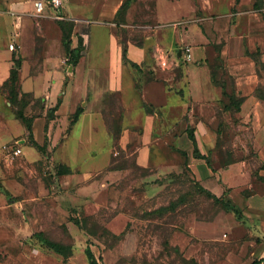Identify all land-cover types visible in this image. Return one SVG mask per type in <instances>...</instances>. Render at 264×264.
I'll list each match as a JSON object with an SVG mask.
<instances>
[{"label":"rangeland","instance_id":"1","mask_svg":"<svg viewBox=\"0 0 264 264\" xmlns=\"http://www.w3.org/2000/svg\"><path fill=\"white\" fill-rule=\"evenodd\" d=\"M133 1L117 18V31L126 41L128 57V41L138 38L139 45L147 47V58L139 62L141 68L127 64L145 114L138 121L140 125L133 123L134 128H129L134 131L133 138H121L120 134L116 142L106 129L94 128L99 124L93 113L80 119L64 142L66 150L80 148L81 159L96 165L105 163V167L87 175L76 170L78 174L63 177L57 173L60 163L52 159L49 137L43 139L42 121H36L34 131L39 143L46 145L45 151L32 146L33 136L16 117L9 100L10 63L13 53L21 52L17 38L24 33L28 36L33 26L27 28L31 22H14L12 16L19 13L5 0L2 6L0 3V10L10 16L2 19L0 15V264H88V248L100 264H251L254 260L264 264V143L253 125V99L238 91L225 52L231 22L240 12L251 9L248 13L259 25L256 19L264 20V0L260 9L253 7L252 0L221 16L204 12L198 0H190V4L188 0ZM180 1L186 2L189 10L177 9ZM173 2L176 7L168 8ZM28 15L34 18L38 39L26 50L30 72L35 73L44 39L38 22L52 16L45 11L38 14L35 8ZM11 17L10 27L7 20ZM200 32L205 38L198 37ZM91 33L92 45L82 66L91 63L104 68L108 29L92 24ZM54 37L46 46L55 52L60 49L66 56L65 43ZM194 48H203V56L195 58ZM67 55L63 56L65 71L71 63V55ZM246 55L255 61L262 77L260 91L254 95L264 101L259 95L264 92L263 50L247 49ZM255 58H259L258 63ZM22 71V81L28 86L25 66ZM53 75L59 76L55 70ZM85 75L80 73L77 78ZM112 91L116 90L103 93L102 110H114L116 114L111 116L122 126L127 127L132 118L136 122L135 112L132 116L124 107L119 91L111 98ZM233 96L236 101L242 99L239 108ZM91 97V92L77 90L75 108L61 118L65 131L60 134L56 127V140L65 138L75 109L87 105L84 100ZM45 104L41 110L32 101L25 112H40L37 116L49 130L52 119L47 101ZM200 119L206 126V141L196 133L199 147L211 162L204 159L205 167L190 165L184 150L190 144L189 151L195 157L188 128ZM16 147L22 148L18 155L12 151ZM139 147L147 151L142 158ZM24 153L37 158L25 162ZM201 186L217 198L208 196ZM230 200L243 212L244 220L230 210ZM46 241L62 243L72 254L66 257Z\"/></svg>","mask_w":264,"mask_h":264},{"label":"crops","instance_id":"2","mask_svg":"<svg viewBox=\"0 0 264 264\" xmlns=\"http://www.w3.org/2000/svg\"><path fill=\"white\" fill-rule=\"evenodd\" d=\"M132 2V0H63V4L61 8L58 10L63 15V18L56 17L55 14L57 12L56 7L54 6H47L45 8V12L50 14L52 16L51 20H45L43 22H38V31L41 33V36L44 37V39L40 42V45H42V50L37 53V57L39 60V68L37 69V72L31 73V62L27 55V48L28 46L35 45L37 40L36 39V26L34 21V18L30 15H28V12L33 10L35 8L34 2L35 0H5V2L9 3V5L15 10L16 13H19L18 17L12 16L14 19V22L17 20L19 23H30V25L27 28H30V26H33V29L28 31L27 35L20 34L18 39V42L21 46V52L17 53L22 58L21 67L19 68V83L23 91L27 92H33L35 96L43 97L44 104L45 101H47V107H52L56 104H58V108L56 109L54 115L56 117L52 118V121L49 124V130L46 128L47 125L43 122L42 117L36 116L33 119V139H35L39 143V139L35 136V123L37 120L42 121L43 123V139L44 137L48 138L51 141V147H52V159L55 163H60L59 168L57 169V173H59V176L63 177V174H71L76 175L79 172L76 170H80L82 174L87 175L91 174L96 169H102L105 167V163L96 165L95 163H90L88 160H83L80 157V148L72 152V150H66L64 142L67 137L70 136L72 133L74 126L77 124V122L80 119L86 118L89 113H93L95 115V119L98 122L99 126H95L94 128L97 130L98 128L106 129V122L105 118L103 116L102 112V95L105 93V91L109 90H116L119 91L121 101L125 108L135 112V119L136 122H133V118L130 119L131 123L127 124V127L124 125L123 130L121 133V138H124L127 136V139H131L134 137L133 132L130 131L134 127L132 126L133 123L140 125L138 122L142 116H144V106H143V100L141 98L140 91L137 90L135 80L133 77V73L129 66L124 61V55H123V39H121L118 31H117V21H116V15L119 9L123 4L126 3L128 5ZM156 2H159L160 0H154ZM199 6L203 9L205 12L209 13H216L217 16H221V14L225 12H229L234 10L235 7L238 5L244 6L246 2L250 3L252 0H198ZM137 1H133L132 4H135ZM189 4L191 3L190 0H188ZM1 6L3 4L2 0H0ZM254 2L252 1L251 4H253V7H255ZM177 6L180 4L179 7L185 8L186 10H189V6L184 1H180L176 3ZM176 4L173 2L172 6L167 5L168 8L173 9L176 7ZM192 6L194 4H191ZM237 5V6H235ZM250 7V6H249ZM240 9V8H239ZM251 9L240 12L239 15L231 22L229 34H228V44L229 48H226L225 52L227 54V58L229 59V67L230 71L235 75L236 79V85L238 88V91L241 93V95L249 96L251 99H253V108L252 113L253 116V125L255 128H258V135L259 140L261 143H264V101H261L257 99L254 95L256 88L258 87L259 82H261V78L257 72V67L255 64V61L251 59L249 56L246 55L247 49H255L256 47H261L263 50V59H264V20H257V23L259 25H256L254 23V20L252 19L253 16H251L250 11ZM1 18L4 17H10L8 14L5 15V12L3 10H0ZM27 13V14H26ZM53 14V15H52ZM257 15V12H255ZM53 16L57 19H53ZM12 17L7 20L8 26H10L12 22ZM16 19V20H15ZM69 20L73 22L80 21L85 22V24H78L77 22L75 26L79 25L81 27L76 28L72 32V48H77L79 45V39H83V45H82V51H81V59L78 60L76 64L70 63L68 65L67 70H64V57H67V51L66 56L63 55L60 49H58L57 52L51 51L46 46V43L53 39L54 35L56 37L59 36L60 40L63 42V30L59 20ZM55 20L57 23H55ZM253 20V21H252ZM33 22V25H32ZM92 24H102L107 27L109 37L107 40H105V56L107 59V62L105 63L104 68H100L96 65L90 66H82L84 62V57H88L89 50L92 45V33L91 28ZM258 26H260L258 28ZM11 27V26H10ZM60 27V29L58 28ZM23 30H25L23 28ZM61 32V33H60ZM59 33V34H58ZM199 33V32H198ZM62 34V36H61ZM198 37L205 38V34L203 32H200ZM54 37V38H55ZM128 41V40H127ZM128 52H129V58L136 62H142L147 58V47H143L139 44H137L134 41H128ZM61 48V46H60ZM192 47H190L191 50ZM9 50L12 48H8ZM11 51V50H10ZM182 49H179V54L182 53ZM193 51V50H192ZM194 51L197 52V57L203 56V48H194ZM16 53V52H14ZM13 53V54H14ZM33 56L36 55L34 51H32ZM64 56V57H63ZM193 56V53H192ZM28 57V59L26 58ZM14 64V60L12 61ZM10 63V62H9ZM13 64L10 63V67L13 66ZM24 66L27 69V72L25 74V79L28 86H24V82L22 81L23 78V68ZM82 70L80 73H85L84 79L77 78V75L80 73L79 70ZM97 67V68H96ZM85 69V70H83ZM53 70L59 75L56 77L53 75ZM98 70V71H97ZM66 72V77L63 76V72ZM60 73V74H59ZM77 78V79H76ZM77 90H80L81 92H84L88 94L91 92L92 97L91 99L84 100L87 102V105L79 106L83 108V111L81 112L78 120L76 123L71 125V129L69 130L68 134L65 135V138L61 141L56 140V137H54L56 127L61 134V132L65 131L64 125L62 122V117L66 116L68 117L69 114L73 111V106L76 103L75 100V93ZM60 99V102H59ZM54 103V104H53ZM46 107V104L44 108ZM48 108V109H49ZM245 108V105L243 109ZM77 109V108H76ZM75 109V111H76ZM48 111V110H47ZM66 120V119H65ZM138 122V123H137ZM195 126V131L198 135V138L201 139V141H206V135L205 132V124L203 119H200L197 121V125ZM126 127V128H125ZM197 127V128H196ZM130 128V129H129ZM100 131V130H99ZM257 135V137H258ZM144 136V135H143ZM142 134L138 135L139 139L143 138ZM145 138V137H144ZM128 140V142H129ZM24 142V140L22 141ZM41 142V141H40ZM127 142V143H128ZM188 142V140H187ZM187 142H185L187 144ZM124 144V145H127ZM29 144V143H27ZM40 144V143H39ZM32 145V144H29ZM44 145V144H43ZM32 146H35L33 144ZM190 147V144H189ZM189 147L187 149H184L186 153L189 155L191 164L190 165H202L203 167L205 164L204 159L193 157L191 155V152L189 151ZM37 148V147H36ZM151 150V145L149 146ZM23 151L25 152L24 146ZM139 152V157L144 155L146 151L145 148L139 147L137 150ZM203 153H205L203 150H201ZM40 157V155L38 156ZM37 157L27 156L24 153L23 160L27 162L30 159H34ZM145 158V157H144ZM24 163V162H23ZM67 163V164H66ZM57 164V165H58ZM201 169V168H200ZM205 169V168H204ZM203 170V169H202ZM81 174V173H80ZM201 178V175L198 176Z\"/></svg>","mask_w":264,"mask_h":264},{"label":"trees","instance_id":"3","mask_svg":"<svg viewBox=\"0 0 264 264\" xmlns=\"http://www.w3.org/2000/svg\"><path fill=\"white\" fill-rule=\"evenodd\" d=\"M254 5L258 9L262 8L263 7V0H255ZM125 7H126V3L123 4L121 6V8L119 9V11L117 12L116 20L120 16L122 9H124ZM59 23H60L62 30H63V42L65 43L67 54L71 55L70 56L71 57L70 58L71 63L76 64L80 58L81 48L83 45V39L82 38L79 39V45L77 48H72L71 36H72V32H73V29L75 26V22L61 19V20H59ZM134 41L136 43H138L137 41H139V40H138V38H135ZM123 44H124L123 45V55H124L123 57H124L125 63L129 64L131 67L141 68V66L138 62L133 61L132 59H130L126 55L127 46H126V41L124 39H123ZM21 58L22 57L20 55H18L17 53L13 54L14 64L10 70V76H9V80H8V85H9L8 97H9V100L11 101V103L15 107L16 117L19 118L27 126V128L30 131L31 136H33V128H32L33 119L35 118V116L39 115L40 112L35 113L33 115H27L25 112V108L32 101H35V103H38L40 105V108L42 110L45 106V104H44L45 99L43 97L37 98L33 92H27V91L22 90L20 83H19V68L21 67V63H22ZM255 59L258 63L259 58H255ZM258 91H260L259 86L256 88L255 92H258ZM111 94H112L111 96H113L111 98H114V97L116 98V96L118 95V92L112 91ZM259 95L261 98L264 99V92L259 93ZM233 99L235 100V96H233ZM241 101H242V99L236 101V105L238 108L240 107ZM59 102H60V99H59ZM57 108H58V104H56V105H54L48 109V117L50 119L54 118V113H55ZM114 109H116V108H114ZM82 111H83L82 107H78L76 109V111L73 113L72 118H71V122H70L71 125L76 123V121L78 120ZM102 112H103V116L105 118L107 132L112 136L114 142H116L118 140V137L120 136V134L122 132V129H123L122 123L117 122L115 120V118H113L111 116V114H113V115L116 114V113H114V110L112 112H109V111H106V109H104V110H102ZM46 128H48V125L46 126ZM188 135L194 144V149H193L194 156L197 158L205 159V160H207V162L209 164H211L208 156H206L207 154L203 153L199 147L195 127H189L188 128ZM33 144H35L36 146L41 148L43 151H45V149H46V145L39 144L35 139H33ZM115 167L117 168V166H113V168H115ZM200 189L202 191L206 192L208 196L217 198V196L211 190L205 188L204 186H201ZM229 205H230V210L235 214V216L240 220H244L243 212L238 210L237 207H235L233 205V202L231 200L229 201ZM77 221H79V220H77ZM46 242L51 248H53L55 251L61 253L62 255L66 256V257H69L72 254L71 249L68 248L66 245H63L62 243L55 242V241H46ZM86 254H87L88 260H89L88 264H100L98 261V258L96 257L95 253L93 252V250L91 248H88L86 250ZM259 263H260L259 260H254L251 264H259Z\"/></svg>","mask_w":264,"mask_h":264},{"label":"built area","instance_id":"4","mask_svg":"<svg viewBox=\"0 0 264 264\" xmlns=\"http://www.w3.org/2000/svg\"><path fill=\"white\" fill-rule=\"evenodd\" d=\"M62 4H63V0H35L34 2L36 13L40 14L44 12L45 8L51 5V6L56 7L57 12L55 16L59 18H63V15L61 14V12L58 11L61 8ZM11 47H14V44H11ZM187 50H190V49L187 48ZM12 151L15 155H18L22 152V148L16 147Z\"/></svg>","mask_w":264,"mask_h":264}]
</instances>
